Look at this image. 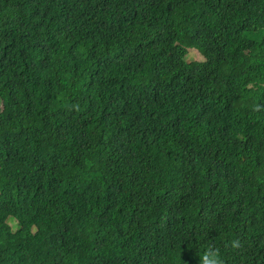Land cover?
I'll list each match as a JSON object with an SVG mask.
<instances>
[{"label": "trees", "instance_id": "1", "mask_svg": "<svg viewBox=\"0 0 264 264\" xmlns=\"http://www.w3.org/2000/svg\"><path fill=\"white\" fill-rule=\"evenodd\" d=\"M0 98V264H264V0H0Z\"/></svg>", "mask_w": 264, "mask_h": 264}, {"label": "clouds", "instance_id": "2", "mask_svg": "<svg viewBox=\"0 0 264 264\" xmlns=\"http://www.w3.org/2000/svg\"><path fill=\"white\" fill-rule=\"evenodd\" d=\"M240 246V241L238 239L231 241V247L239 248ZM199 264H224L220 249L214 244L211 245L205 250L202 257H200Z\"/></svg>", "mask_w": 264, "mask_h": 264}, {"label": "rangeland", "instance_id": "3", "mask_svg": "<svg viewBox=\"0 0 264 264\" xmlns=\"http://www.w3.org/2000/svg\"><path fill=\"white\" fill-rule=\"evenodd\" d=\"M188 61L190 64H194L195 62L204 61L206 58L205 56L196 48H191L189 54L187 56ZM3 108V103L0 98V110ZM13 227H16L15 222L12 223Z\"/></svg>", "mask_w": 264, "mask_h": 264}]
</instances>
